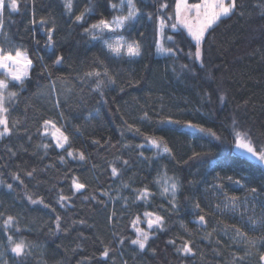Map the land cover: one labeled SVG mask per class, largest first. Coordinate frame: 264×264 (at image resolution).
I'll return each instance as SVG.
<instances>
[{"label":"trees","instance_id":"16d2710c","mask_svg":"<svg viewBox=\"0 0 264 264\" xmlns=\"http://www.w3.org/2000/svg\"><path fill=\"white\" fill-rule=\"evenodd\" d=\"M119 2L72 0L69 12L64 0H18L17 11L5 0L4 28L32 67L22 85L0 73L9 85L11 130L0 137V264H264V164L234 142V131H241L264 148V0H236L206 34L203 66L187 55L195 48L186 30L170 27L176 0H134L140 11L121 33L139 43L138 56L116 55L85 32L121 14L112 7ZM159 17L166 19L164 36L175 41L165 38L163 46L182 51L157 50ZM58 56L63 62L54 65ZM97 71L99 77L85 75ZM45 120L69 137L63 148L55 128L45 131ZM188 121L219 139L185 127ZM150 137H162L171 155ZM194 152L201 155L190 159ZM162 171L178 184L174 209L157 184ZM74 178L85 188L77 191ZM252 188L256 201L248 197ZM144 189L149 194L141 197ZM225 194L239 198L236 210L225 206ZM145 213L164 222L141 250L131 241ZM8 216L14 222L5 226ZM8 236L23 240L27 254L15 256ZM186 242L192 253L178 251Z\"/></svg>","mask_w":264,"mask_h":264},{"label":"snow or ice","instance_id":"6c2138e0","mask_svg":"<svg viewBox=\"0 0 264 264\" xmlns=\"http://www.w3.org/2000/svg\"><path fill=\"white\" fill-rule=\"evenodd\" d=\"M8 7L12 11H17L19 9L18 0H7ZM127 6V14L126 15H120L115 16L112 18L111 21L107 19H100L97 23L92 24L90 28L85 29V32H93L94 30H100L103 32L105 29L108 31H116L119 28H123L127 23L131 22L135 18H137V15L139 13V9L137 8L134 0H121L120 5L113 4L112 7L115 9L117 7L123 9L124 6ZM5 7V0H0V28H2L4 24V18H3V9ZM65 7L71 12L72 3L71 0H66ZM161 8H167L166 4H162ZM236 8V0H230V2L226 3L225 0H199L197 3H189L188 0H176V6H175V23H172L170 27L172 29H177L178 27H183L187 30V36L190 38L192 42H194V48L195 51L191 52L189 51L187 53L188 56L192 57L194 60L199 61L201 66H203V55H204V49L203 44L206 40V34L213 28L214 25H216L221 18L229 16L230 13L233 12V10ZM89 9L85 7L84 11H82L79 15L75 16V21L80 22L84 19L85 13H87ZM242 14V13H241ZM151 16V14H149ZM168 19H171L169 17ZM35 23V21H33ZM40 23H45L44 18H41ZM166 27V19L164 17H159V25H158V32L160 35V40L157 41V50L161 52L166 53H173L175 54L176 51H182V49H179L178 47L176 49L173 48H165L163 46V40L166 38L168 40H172L173 43L175 41L171 36L165 37L164 36V30ZM55 31V28L49 29L47 31L48 36V42L49 44L52 43V37L53 33ZM93 38H96L93 36ZM108 49L115 53L116 55H120L122 52H126L129 56H138L140 54V45L136 41L127 42L124 40L123 37H117L114 42H105ZM63 62V57L58 56L56 60L54 61L55 64H60ZM32 66V60L29 59L25 52H23L21 49L17 48L13 51H6L3 48H0V69L5 70V76L9 77L13 81L19 82L21 85L24 82V79L28 76V69ZM182 67H187L186 65H182ZM51 75V73H49ZM86 76H96L99 77L100 73L97 72H89L85 74ZM105 75H107V72H105ZM109 82L111 81V78L109 77ZM104 83L103 80H99L97 82V88H99ZM8 81L7 80H0V126H3V130L0 131V137H3L5 134L10 133V128L8 126V120L6 113L8 109L5 107V95L4 90L8 88ZM52 87H55V83L53 82ZM16 95L15 92L8 93L9 97H14ZM225 97L223 95L220 96L221 102H223ZM145 118H147V114L145 113ZM179 123V122H177ZM233 125L235 128V121H233ZM51 126L52 128H55V132L52 133L54 138L56 139L57 146L63 148L66 143L69 141V137L64 134L63 131H61L59 128H56L52 121L45 120L44 121V127L45 131L47 132L48 127ZM184 126L188 128L197 129L200 132H204L212 137H215L216 139H219V137L216 136V133L213 132L211 129H205L202 126L193 124L191 121L184 122ZM139 131V129H137ZM148 141L151 143L153 147H155L158 151L167 153L171 155V149L167 146L166 142L163 140L162 137H150L147 138ZM234 142L235 147L237 149L242 150L246 155L251 156L254 160L264 164V148H260L257 150L256 146L253 144L251 138L246 132L241 131H234ZM45 148H47V145H44ZM69 156H72V152H68ZM201 154L199 153H193L192 158H198ZM79 158L83 160L84 153H79ZM63 160V157H61ZM127 163V161H125ZM211 163V161H209ZM112 174L115 176L117 175V169L115 167L112 168ZM28 176H32V172L27 173ZM14 179L19 180L20 177L18 174H14ZM220 177L217 176V180H219ZM232 177H227V180L231 181ZM23 183V181H21ZM236 184H240V181H235ZM73 186L74 188L79 191L81 189L85 188V185L82 183H79L77 179H73ZM9 189L12 188V185H7ZM216 188H222V184L214 185ZM178 190V184L173 179L170 185H166L163 187L162 194H169L171 193L173 200L171 202L173 209L176 207L175 204V196L176 192ZM251 193L255 194L257 192V189L252 188ZM148 190L144 189L141 192V197L147 196ZM61 200L68 199L67 197H60ZM29 200H31V197H29ZM32 203H37L36 200H31ZM40 203H43L42 200L39 201ZM225 206L226 207H232L235 208L239 204V198L235 196H228L225 194ZM197 208L200 207V205L197 203L195 205ZM219 207V206H217ZM146 216L152 217L154 216V219L148 220V225L151 228L153 225L162 226L163 225V217L155 215L153 213H145ZM57 227H59V221L60 217L57 216ZM139 218H137L138 220ZM14 222V217L8 216L7 219L4 221L5 226L11 224ZM198 222L201 225H206V219L205 215H200L198 218ZM257 221H252V226L255 227ZM233 230L236 231L238 235H246L241 232L239 228H235L233 226ZM138 235L135 240H132L131 243L138 245L141 250H143L146 246V243L149 239V233L143 231L142 229H137ZM9 243L11 244V252L15 254L17 257H21L26 255V249L27 245L23 240H20L19 242H16L13 240L12 236L7 237ZM122 242V241H121ZM190 242H186L182 248L178 249V251L189 254L192 253V248L189 246ZM248 243L250 245H255L254 240H249ZM110 249L105 247L102 256L108 257L109 256ZM260 260L264 261V254L260 256ZM6 264V262H5Z\"/></svg>","mask_w":264,"mask_h":264},{"label":"rangeland","instance_id":"374dc122","mask_svg":"<svg viewBox=\"0 0 264 264\" xmlns=\"http://www.w3.org/2000/svg\"><path fill=\"white\" fill-rule=\"evenodd\" d=\"M72 1V0H71ZM120 2H119V4H118V6L120 5V3H121V0H119ZM64 2L66 3V0H64ZM188 2L189 3H197V2H199V0H188ZM225 2L226 3H228V2H230V0H225ZM118 8V10L121 12V14H119V15H117V16H120V15H126L127 14V11H128V9H127V6L125 5L124 7H123V9H121V8H119V7H117ZM3 18H4V10H3ZM112 20V19H111ZM111 20H109V21H111ZM183 28V27H182ZM121 30H122V28H119V29H117L116 31H114V32H112V31H108L107 29H105L103 32H101L100 30H94L93 32H91L90 33V35H91V37L93 38V36H95L96 38H93V39H96V40H100V41H102L103 43H104V45L106 46V41L107 42H109V43H111V42H114L115 40H116V38L117 37H123L124 38V40L125 41H127V42H132V40H128V39H126L125 38V36L121 33ZM186 30V29H185ZM186 32H187V30H186ZM107 47V46H106ZM0 48H3L4 50H6V51H13V54H14V50L15 49H17V48H19V49H21L23 52H25L24 51V49H22V47H20L19 45H15V44H12L11 43V41H10V39H9V36H8V33L6 32V30H5V28H4V24H3V26H2V28H0ZM108 48V47H107ZM26 53V52H25ZM115 54V53H114ZM121 54H125V55H127L126 54V52H122ZM26 55H27V57L29 58V56H28V54L26 53ZM30 59V58H29ZM32 67V66H31ZM31 67L28 69V76H29V74H30V69H31ZM0 73L1 74H3L4 76H5V70L4 69H0ZM27 76V77H28ZM6 77V76H5ZM26 77V78H27ZM9 80H11L9 77H7ZM25 78V79H26ZM11 81H13V80H11ZM14 82H16V83H19V82H17V81H14ZM238 150H240V149H238ZM240 151H242V150H240ZM243 152V151H242ZM163 153V152H162ZM244 153V152H243ZM172 180H173V178L172 177H170V176H168L167 174H165L163 171L162 172H160L159 173V175H158V177H157V184H158V186H159V188H160V191H161V193H162V190H163V187L164 186H166V185H170V183L172 182ZM177 192H178V190H177ZM177 192H176V196H175V200H176V197H177ZM256 194V193H255ZM255 194H253V193H251V194H248V197L249 198H252ZM163 195V197H165L167 200H169L170 202H172V200H173V197H172V195H171V193H169V194H162ZM245 198L247 199V200H244V201H242V203L243 204H248V209L250 208V205H249V201H248V198L245 196ZM253 199L256 201L257 200V198H256V196H254L253 197ZM230 209H232V207H229ZM237 208L235 207V210H236ZM234 210V209H233ZM234 210V211H235ZM247 212H249L248 210H247ZM154 219L155 217L154 216H152V217H149V216H146L142 221H139V223H138V226L140 227V228H138V229H142L143 231H145V232H148L149 233V236L152 234L151 233V230H152V228L155 226V225H153L151 228L149 227V225H148V220L149 219ZM138 233V232H137Z\"/></svg>","mask_w":264,"mask_h":264},{"label":"water","instance_id":"95a60500","mask_svg":"<svg viewBox=\"0 0 264 264\" xmlns=\"http://www.w3.org/2000/svg\"><path fill=\"white\" fill-rule=\"evenodd\" d=\"M58 65H60V64H58Z\"/></svg>","mask_w":264,"mask_h":264}]
</instances>
